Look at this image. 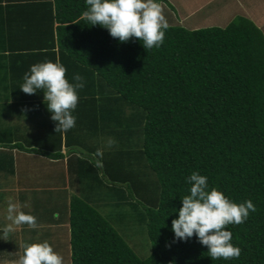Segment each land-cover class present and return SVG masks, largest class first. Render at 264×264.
Segmentation results:
<instances>
[{
  "label": "trees",
  "instance_id": "obj_1",
  "mask_svg": "<svg viewBox=\"0 0 264 264\" xmlns=\"http://www.w3.org/2000/svg\"><path fill=\"white\" fill-rule=\"evenodd\" d=\"M85 9L84 0H0V58L10 63L0 76L13 82L21 115L41 106L35 124L45 129L39 145L9 136L0 146L63 159L64 145L76 161L83 188L69 201L70 264H264L263 31L241 15L223 27L168 25L161 46L144 49L87 25ZM45 59H59L69 81L85 79L66 132L55 130L42 91L19 89L29 66ZM193 171L229 199L254 204L247 220L226 225L238 257L211 259L195 235L173 240ZM103 195L108 212L97 202ZM139 215L151 246L143 258L113 224Z\"/></svg>",
  "mask_w": 264,
  "mask_h": 264
},
{
  "label": "clouds",
  "instance_id": "obj_2",
  "mask_svg": "<svg viewBox=\"0 0 264 264\" xmlns=\"http://www.w3.org/2000/svg\"><path fill=\"white\" fill-rule=\"evenodd\" d=\"M86 9L82 18L87 25H99L120 42L130 37L137 38L144 49L159 48L164 42L167 20L159 0H84ZM66 68L59 61L43 60L29 66L23 74L19 89L26 94L43 92V102L50 112V119L56 123L55 130L68 131L75 127L73 114L79 100V90L85 87V79L73 73L71 81L66 77ZM107 143L112 145L111 138ZM96 156L103 153L97 150ZM96 165L101 161L96 160ZM190 185L188 194L181 199V206L175 209L177 217L171 221L173 240L181 241L193 235L201 245L207 247L211 259L228 260L240 255V248L232 242L229 224H240L255 211L251 200L236 202L229 199L217 187L210 186L208 177L196 171L185 178ZM7 219L12 226L27 224L35 229L37 218L25 212L18 202L10 198L7 204ZM16 264H64L61 254L54 251L47 240L25 243Z\"/></svg>",
  "mask_w": 264,
  "mask_h": 264
},
{
  "label": "crops",
  "instance_id": "obj_3",
  "mask_svg": "<svg viewBox=\"0 0 264 264\" xmlns=\"http://www.w3.org/2000/svg\"><path fill=\"white\" fill-rule=\"evenodd\" d=\"M159 1H162L167 13L177 18L173 20L175 23L173 25H182L191 29L204 26L223 27L235 16L241 15L251 19L261 30L264 27V3L260 0ZM168 25H172L171 22ZM1 61L0 58V74L5 66L10 65L9 61L8 63L6 60ZM12 84L10 78H5L4 74L0 76V136L7 135L6 138L12 136L14 140L19 139L26 146L36 145L37 142H41L45 129L35 123L38 122V118L44 117L42 115L44 112L40 111L42 110L40 106V110L27 112L30 116L24 112L21 115L19 104L21 99L12 98L10 95ZM6 91L9 96L5 95ZM38 101L40 98L36 99V102ZM33 113L34 116H31ZM34 133L39 137L33 138ZM6 138L4 141L7 140ZM61 151L66 155L63 159H52L40 153L0 146V264H11L13 255V263L16 264L25 243L33 242L37 236H42V239L47 240L51 245L55 237H58L57 243L62 246V254L68 259L67 261H70L69 201L73 194H80L83 185H80L76 170L74 171L76 161L72 156H67L68 149L64 145ZM36 164L39 168L34 170ZM68 189L69 193L63 194L62 201L54 197ZM10 198L13 202L20 203L25 212L37 218V228L33 229L25 224L12 226L8 230L11 222L7 219L6 209ZM59 204L62 207L60 209ZM51 206L52 209L48 210ZM43 207L48 214L46 210L41 212ZM13 240H15L14 244L19 245L17 255L7 252Z\"/></svg>",
  "mask_w": 264,
  "mask_h": 264
},
{
  "label": "rangeland",
  "instance_id": "obj_4",
  "mask_svg": "<svg viewBox=\"0 0 264 264\" xmlns=\"http://www.w3.org/2000/svg\"><path fill=\"white\" fill-rule=\"evenodd\" d=\"M262 3H264V0H260ZM179 2V1H178ZM159 3L161 4V7L163 9V14L167 20V23L169 24V22H171V24H175L173 23V20H177V18H175L174 16L170 15L169 13L166 12V8L162 5V1H159ZM178 4V3H177ZM179 5V4H178ZM235 9V8H233ZM232 9V10H233ZM235 16V15H234ZM263 33H264V27L262 29ZM9 74V73H8ZM14 114V113H12ZM13 122V121H12ZM31 125V124H29ZM30 129V126H28ZM33 129V128H32ZM35 134V133H34ZM33 135H31L32 137ZM4 137V138H3ZM7 137V135H1L0 136V139H5ZM39 135L35 134L33 136V138H38ZM24 154H22L23 156ZM33 160V159H32ZM31 160V161H32ZM39 168V165L36 164L34 166V170ZM75 171V169H74ZM76 172V171H75ZM78 178V177H77ZM77 178H76V181H77ZM83 182H86L88 185H91L92 186V180L91 179H88V180H83ZM81 185V183H80ZM61 192V191H60ZM72 192V191H71ZM148 192V191H147ZM67 194L69 193V189L66 190V191H62V193H59L57 195H54L55 198H58V200L62 201L63 199V194ZM109 196V195H108ZM103 198L101 201L98 200L97 202L100 203L102 205H104L103 207L105 208V211L108 212L109 210V207L111 208L112 206H110V204L105 200V198L107 199L106 196L103 195ZM116 200V198H115ZM96 206V205H95ZM99 208H98V207ZM96 207L98 209H100V204H98ZM53 206L51 207H48V210L52 209ZM59 209L62 208L60 207V204L58 205ZM44 210H46V208H41V212H43ZM61 211V210H59ZM102 211V210H101ZM110 211V210H109ZM63 212V211H62ZM46 214H48L47 210H46ZM141 216L139 215L138 217H131V216H127L126 219H124V221H120V220H115L113 221L114 223V226L115 228L119 231L120 234H122V236L125 238V240L128 242V244L133 248V250L137 253V255L141 258L143 257H146L150 251H151V246H150V241L148 240L147 238V235H146V230H145V226H143L141 224ZM45 236V235H44ZM45 240V239H44ZM55 241L53 242V245L52 248L54 249V251L58 252L59 254H61L64 258V264H70V261H67L68 259L64 256V254H62V246H60V243L58 244L57 242H59V239L58 237H55L54 239ZM38 241H43L42 239V236H37L34 238L33 242H38ZM13 243H10V246L7 248V252L10 254V252H12V254H18V247L19 245L17 246V244H14L15 243V240L12 241ZM31 241H27V243H30ZM22 249V248H21ZM16 250V251H15ZM15 251V252H14ZM21 251V250H20ZM14 256V255H13ZM13 256H12V263L11 264H14L13 263ZM16 260V259H15ZM70 260V259H69ZM10 263V262H9Z\"/></svg>",
  "mask_w": 264,
  "mask_h": 264
}]
</instances>
